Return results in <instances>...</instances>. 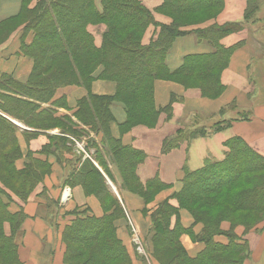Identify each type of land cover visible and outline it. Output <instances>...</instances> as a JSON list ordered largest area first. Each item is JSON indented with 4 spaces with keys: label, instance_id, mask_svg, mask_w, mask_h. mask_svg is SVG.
<instances>
[{
    "label": "trees",
    "instance_id": "16d2710c",
    "mask_svg": "<svg viewBox=\"0 0 264 264\" xmlns=\"http://www.w3.org/2000/svg\"><path fill=\"white\" fill-rule=\"evenodd\" d=\"M223 3L224 0H163L156 10L169 13L167 15L171 23L166 26L157 25L152 14L140 0H101L100 10L96 8L95 0H39L32 10L23 7L17 16L0 22L1 28L9 24L14 25L24 19L15 26L24 25V34L33 33L30 45L24 42L20 45V53L33 62L27 82L18 83L7 75L0 77V172L6 173L12 183H6L9 189L3 184L0 187V224L10 225L9 236L0 232V264L7 263L8 260H12L13 264H19L18 246L15 240L26 219L21 207L15 214L8 212L11 199L7 191L25 204L34 188L51 172L48 157L54 156L57 163L62 164L63 153L71 154L74 144L70 138L79 141L83 136H88V133L101 135V149L92 138H87V153L89 156L92 153L91 159L112 181L107 158L121 176V187H125L129 192L133 191L129 189L130 185H134L141 189L137 191L142 192L144 198H149L167 188L157 177L145 184L138 180L136 168L144 160L145 155L133 148L123 146L119 139L112 136L110 127L114 118L109 108L113 102H120L126 109L127 118L118 126L120 135L134 127L133 119H140L142 121L140 124L152 128L161 112L169 114L171 111L170 105L161 110L156 109L153 100L155 81L160 77L176 79L191 72L203 82L202 96L217 98L222 92L219 75L226 68L234 50V48H223L219 41L239 31V25H213L193 30L191 33L196 41L207 43L213 52L208 55L184 57L182 66L174 72L167 69L166 57L175 39L187 34L183 28L189 27L177 24L175 15L193 9L217 10L210 19L190 25L197 26L214 20L221 11ZM260 7L262 6L258 0H246L243 22L249 26L258 23L260 20L257 14ZM97 24L106 26L99 48L95 46L92 35L87 31L88 26ZM149 26L158 27L159 32L148 46H142L143 33ZM12 31L3 35L2 41L7 40ZM121 34L127 36L120 37ZM37 59H39L38 65H36ZM99 67L102 71L97 77L98 80L115 84L113 96H96L90 93L91 83L95 80L93 74ZM43 73H46V76L39 79V75ZM68 86H83L87 96L77 101L72 116L55 117V111L52 109L54 106L61 105L66 108L63 99L54 100L56 91ZM173 101L174 97L171 98V103ZM129 103L137 109L136 113L131 112ZM48 104L49 107L43 108V105ZM229 109H234V106H230ZM222 114L223 112L221 116ZM9 119L38 132L52 130L58 125L60 134L49 136V144L41 152L45 157L44 160L34 158L29 153L27 163L22 169L17 170L14 167V162L22 155L16 137L18 129ZM73 119L76 122H73ZM249 120L247 113H238L235 119H219L208 126L191 124L180 127L174 134L164 139L162 153L171 152L183 143L196 138L226 130L233 122ZM59 123L62 126H59ZM24 133L32 138L37 132ZM224 147L227 152L222 161L207 160L201 169L193 172L186 168L182 169V187L172 197L177 199L181 209H189L194 215L193 223L189 228H184L178 221L173 227L170 226V218L173 215L177 216L178 211L166 202L161 203L152 216V241L170 247L179 245L181 253L178 257L185 264H243L249 255L248 243L243 238L244 235L237 236L234 232L236 225L243 223H230L229 229L223 231L222 216L219 220L213 218L208 224L200 221L199 215L193 211L195 203L202 205L208 203V196L217 191L219 186L233 184L243 175L253 174V178L241 181L243 185L252 187L240 190L241 194L235 202V209L263 217L261 221L255 222L250 227L247 224L241 225L243 228L251 230L264 221V157L252 150L240 137L229 139L224 143ZM74 156V162H78L79 157ZM73 167L76 169L73 164L72 171L63 185L69 188L81 186L87 196L96 197L103 209V215L97 218L88 210L70 213L73 219L64 227L61 234L65 247L64 264H69L77 255L71 253L70 244L87 247L93 242L98 244L101 257L86 264L109 262L130 264L129 253L117 236L115 225L116 220L122 219L124 214L119 208L115 195L106 184L103 174L89 159H86L78 169L73 170ZM249 182L251 184L248 185ZM5 199L7 202L4 201ZM196 224H201L198 233L193 232ZM104 234L108 236L102 238ZM179 235H187L193 243L202 244V250L194 258L189 257L180 245ZM220 236L225 238V243L215 241V237ZM153 242V250L156 251ZM213 252L232 254L245 252V254L242 258L231 260L229 257L215 256Z\"/></svg>",
    "mask_w": 264,
    "mask_h": 264
},
{
    "label": "crops",
    "instance_id": "0c3cea01",
    "mask_svg": "<svg viewBox=\"0 0 264 264\" xmlns=\"http://www.w3.org/2000/svg\"><path fill=\"white\" fill-rule=\"evenodd\" d=\"M39 0H0V22L19 14L23 7L32 10ZM163 1V0H162ZM161 1V3H162ZM146 7L152 12L153 19L157 25H169L170 19L153 13L160 5V0H145ZM97 10H100V0H95ZM246 9V0H224L222 13L214 20L206 23L183 28L187 34L176 38L167 57L166 66L170 72L178 70L183 64V58L190 55H208L213 52L210 45L205 42L199 43L191 33L195 29H204L209 26H223L225 24H236L240 26L239 31L223 37L219 44L223 48H234L230 55L226 68L219 75V83L222 86L221 94L212 100L204 99L197 90H185L182 86L174 83L155 81L153 89V100L156 109H164L170 105L169 114L161 112L152 128L135 127L120 135L118 126L125 122L122 106L113 102L110 112L114 118L111 124V133L121 144L144 153V160L137 166L136 175L138 180L145 184L154 177L167 186L157 197L156 202H162L167 197L178 193L182 187V169L193 172L201 169L205 161L220 162L224 159L227 149L224 143L231 138L240 137L256 153L264 157V101H256L255 95L259 92L258 83L264 84V74L261 66L264 61V44L261 39L249 29V25L243 22ZM252 26V25H251ZM105 30L103 25L88 26L87 31L92 35L97 48L101 45L102 34ZM159 28L150 26L141 41L142 46H148L157 37ZM33 33L24 34V25L17 30L0 46V77L11 76L16 82L25 84L31 74L33 62L30 58L20 53L21 42L30 45ZM257 62V63H255ZM255 64L259 69L256 76L252 70ZM102 68L99 67L93 77L95 80L90 86V93L96 96H113L115 84L108 81L98 80ZM87 96V91L81 87L68 86L57 90L54 100L63 99L66 108L56 105L52 109L55 117L72 116L76 110L78 100ZM174 101L171 103V98ZM171 103V104H170ZM234 109H229L230 106ZM49 107L43 105V108ZM223 112L222 116L221 113ZM238 113H247L250 120L245 122H233L230 128L218 133L209 134L205 137L196 138L190 142L183 143L179 148L168 153H162V143L165 138L171 136L180 127L191 124L208 126V124L219 119H235ZM18 129L17 143L22 157L14 162V167L20 170L27 163V155L30 153L34 158L44 160L42 150L49 144V136H58L57 131L48 130L37 132L32 138L24 132H35V130L9 119ZM87 138H92L94 143L101 149V135L88 133L81 140H73L74 146L71 154L63 153L62 164H58L54 156H49L51 172L45 176L42 183L38 184L29 195L25 204L8 192L11 203L8 212L15 214L20 207L26 215L21 230L16 236L18 246L19 264H64V245L61 234L65 226L69 225L73 217V211L88 210L95 216L101 217L103 209L94 196H87L81 186L69 188L63 185L69 176L74 164L78 169L81 164L89 159L103 174L110 191L129 211L137 207L136 199L131 194L121 190V178L116 167L107 160L108 171L112 181L103 173L102 169L91 159L86 150ZM79 157L74 162V155ZM77 159V158H76ZM74 162V163H73ZM75 168L73 167V170ZM75 169V170H76ZM1 187V185H0ZM69 189V198L62 200V192ZM136 198V197H135ZM161 198V199H160ZM7 202V200H4ZM174 205V202H171ZM150 208V207H149ZM184 228H189L191 222H181ZM118 237L123 242L130 254L133 264L137 263L131 242L126 234L121 231V225H116ZM150 228V227H148ZM197 229V230H196ZM226 230V229H225ZM195 233L200 227H194ZM0 232L5 236L10 235V225L0 224ZM237 236H242L235 232ZM129 236V234H128ZM249 246V255L243 264H264V225L260 226L253 236L244 238ZM181 245L187 255L194 258L203 248L200 243H193L188 236H182ZM215 241L225 243L224 237H215Z\"/></svg>",
    "mask_w": 264,
    "mask_h": 264
},
{
    "label": "rangeland",
    "instance_id": "374dc122",
    "mask_svg": "<svg viewBox=\"0 0 264 264\" xmlns=\"http://www.w3.org/2000/svg\"><path fill=\"white\" fill-rule=\"evenodd\" d=\"M144 1L145 0H140L142 5L152 14V12L144 4L145 3ZM161 1L162 0H160V3H161ZM258 1L260 2L261 6L263 7V8L260 7L259 12L257 14V18L260 21L258 23H256L254 26H247V27H249L251 32L256 34L261 39L260 41H262L264 44V0H258ZM156 8L153 11V13L159 14V15L164 16V17L169 19L168 15H167L169 13L167 11H157ZM223 8H224V3H223V7H222L221 11L217 14V16H219L222 13ZM216 12H217V10L215 11V10H209V9L208 10H206V9H202V10L193 9L192 11H189L187 13L175 15L174 19L176 20L177 24H180L181 26L191 27L190 25L202 23V22L210 19ZM23 21H24V19H21V20L17 21L14 25L9 24L8 26H3L0 28V46L5 41L8 40V38L17 30V28H19L15 25H17ZM98 25H103L105 27V30H106V26L104 24H97V26ZM92 26H96V25H92ZM105 30H104V32H105ZM11 31H12V33L9 35L7 40L2 41L3 35L9 34ZM145 32L143 33V36H144ZM126 34H121L119 36L125 37V36H127ZM143 36H142V39H143ZM101 42H102V40H101ZM72 62H73V59H72ZM38 63H39V59H37L36 65H38ZM255 63H257V62H255ZM260 63H263V65H264V61L260 62ZM257 66L258 65L255 64V68L252 70V73L254 76H256V72L259 70L257 68ZM259 66H261V68H262V70H260V71L262 72V74H264V67L262 65H259ZM46 73L39 75L38 78L41 79V78L45 77ZM194 78H196L195 73L191 72L187 75L185 74V76L181 75V77L176 78V79H168L167 77H160V78H158L159 80L157 79L156 81H163V82H167V83L178 84V85L182 86L185 90L194 89V90H197L201 93L202 92L201 90H203V82H201L198 78H196V79H194ZM257 86L259 88V92L255 95L254 99L256 101H264V84L258 83ZM81 88L84 89L83 86ZM60 89H62V88H60ZM201 96H202V94H201ZM202 98L208 99V100L214 99L212 97H203V96H202ZM115 103L120 104L122 106V112H123L124 117L126 119L127 113H126V109H125L124 105L120 102H115ZM128 106H129V109L131 110L132 113L137 112V109L135 107H133L132 103H129ZM72 121L76 122L75 119H73ZM140 122H142L140 119H138V120L133 119V122H132V126H134L133 128H135V127H146L147 128V126L140 124ZM60 125L61 124L59 123V126ZM199 126H201V125L199 124ZM52 130L57 131L58 132L57 135L60 134V129L58 128V125H56ZM35 132H38V131L35 130ZM39 132H41V131H39ZM118 132H120V131L118 130ZM73 143H74V141H73ZM116 171L118 172V170H116ZM118 175L121 178L119 172H118ZM253 177H254L253 174L243 175L240 179L234 181L233 184H225V185L219 186L217 191L211 193L208 196V200H207V201H209L208 203L205 202L204 205H202L200 203H197V204L195 203L193 206V211L195 212V214L197 213L199 215L198 219L202 222H206V223L210 224L211 221L213 220V218L216 217L217 220H219V219H222V217H223L224 221H222V223H221V230H223V231H225V229H226V231L229 229L230 223H234V224H236L235 222L243 223V224L236 225L237 227L234 230V232H238L239 234H242V236L244 235L243 238H246V239L248 237L253 236L254 233H257L260 226L264 225V221L260 222L254 229H251V230H248L247 228H243V226H241V225L247 224L248 227H250L251 225L255 224V222L261 221L263 219V217H261V215L257 216V214H252L251 212H248L245 210H236L235 209V202L237 201L238 196L241 194L240 190L241 189H243V190L249 189L252 187V186L248 187L246 185H243V183L241 181L242 180L245 181V179H251ZM0 179H1L0 185L1 186L4 185L6 188L9 189V187L7 186L6 183L10 184L11 182L8 179L7 174L4 172H0ZM249 184H251V182H249L248 185ZM129 189H132L133 193L126 190L125 187H121V190H120V188H117V191L119 193H120V191H123L127 194H131L134 197V199H136V201H137V202H133V203H135L137 208L135 210H133V207H131L132 210L129 211L124 205H122V203L115 196L119 205H120L119 208H120L122 214H124L122 219L116 220L115 225H117V224L121 225V231H123V233L126 234L125 241H127L129 238L130 242L132 240H134L138 244L137 247L140 250L136 249V246L133 245V242H131V245H130L132 250H133L136 262H137L135 264H185L178 257V255L181 253L179 245L170 247V246H165L164 244H161L160 242H157L155 244L152 241L153 232L151 230V221H152V216L155 213L156 209L159 207V205L161 203H164V202L168 203L170 206L175 208L176 211H178L177 216L173 215L170 218L171 219V221H170L171 227H173L175 222H177V221L180 223L182 221L193 223V218H194L193 216L194 215H192V212L189 209H183V208L181 209L179 207V204H178L179 202L174 197H169V198L167 197V199L163 200L162 202H159V201L156 202L157 197L165 189L160 190L155 195H153L152 197L150 196L149 198H144V196L142 195V192L137 191V190L141 191V189L136 188L134 185H130ZM11 191H13V190H11ZM143 191H146V190H143ZM64 195L65 194H64V190H63L62 197H61L62 200H63ZM68 198H69V194H68V197L66 199H68ZM171 202H174V205ZM196 218H197V216H196ZM148 227H150V228H148ZM196 227L197 228L200 227V229H201V224H196L195 228ZM118 231H119V229L117 230L116 233H118ZM193 232L195 233L194 228H193ZM244 233H246V234H244ZM128 234H129V236H128ZM106 236H108V235L104 234L102 236V238H104ZM117 236H118V234H117ZM182 236H185V235H179V238L181 239ZM190 240H191V238H190ZM152 242L156 247V251L153 250ZM180 245H181V241H180ZM69 247H70L71 253H77L76 257H74V259L72 261H70L69 264H86L87 262L90 263L95 258L101 257V253L99 252L98 244L94 243V242L89 243L87 245V247H85V246L80 247V246H77L75 244L74 245L70 244ZM64 251H65V247H64ZM154 251L156 252L155 255H154ZM247 251L249 252V246H247ZM244 254H245V252H241V253H237V254H232L230 252H222V253L213 252V255H215V256L229 257V259H231V260L242 258ZM129 257H130V254H129ZM2 264H13V262H12V260H8L7 263H2ZM108 264H124V262H122V263L121 262H109ZM130 264H133L131 257H130Z\"/></svg>",
    "mask_w": 264,
    "mask_h": 264
},
{
    "label": "built area",
    "instance_id": "2783aa9c",
    "mask_svg": "<svg viewBox=\"0 0 264 264\" xmlns=\"http://www.w3.org/2000/svg\"><path fill=\"white\" fill-rule=\"evenodd\" d=\"M64 196H63V200H66V198L68 197V194H69V189L68 188H66L65 190H64ZM131 242H133V245L134 246H136V249L137 250H140L137 246H138V244L136 243V241H134V240H132Z\"/></svg>",
    "mask_w": 264,
    "mask_h": 264
}]
</instances>
